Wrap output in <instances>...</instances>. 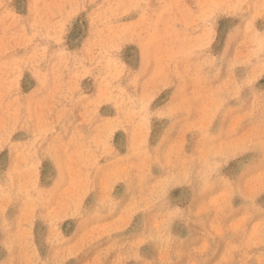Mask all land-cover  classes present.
<instances>
[{
  "label": "rangeland",
  "instance_id": "374dc122",
  "mask_svg": "<svg viewBox=\"0 0 264 264\" xmlns=\"http://www.w3.org/2000/svg\"><path fill=\"white\" fill-rule=\"evenodd\" d=\"M0 264H264V0H0Z\"/></svg>",
  "mask_w": 264,
  "mask_h": 264
}]
</instances>
